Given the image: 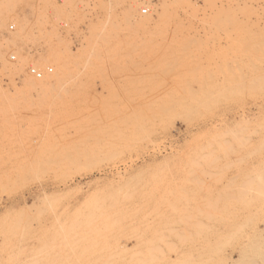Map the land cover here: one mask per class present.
Instances as JSON below:
<instances>
[{"label": "rangeland", "instance_id": "374dc122", "mask_svg": "<svg viewBox=\"0 0 264 264\" xmlns=\"http://www.w3.org/2000/svg\"><path fill=\"white\" fill-rule=\"evenodd\" d=\"M63 60L62 82L25 86ZM247 201L264 0H0V264H236L264 233V211L240 225Z\"/></svg>", "mask_w": 264, "mask_h": 264}, {"label": "bare ground", "instance_id": "6f19581e", "mask_svg": "<svg viewBox=\"0 0 264 264\" xmlns=\"http://www.w3.org/2000/svg\"><path fill=\"white\" fill-rule=\"evenodd\" d=\"M15 28V27H14ZM15 30V29H14ZM44 34V33H43ZM42 34V35H43ZM46 37H47V35L46 34H44ZM17 36H19V35H17ZM20 37H22V36H20ZM20 37H18V38H20ZM24 38V37H23ZM44 38V37H43ZM20 40H22V39H20ZM13 41V40H12ZM12 41L10 42L14 47H15V44H13L12 43ZM14 42V41H13ZM15 43V42H14ZM87 46H82L83 48H82V50H80L81 52H80V57L82 58L83 56H84V54L87 52V51H85L87 48H88V46H89V44L87 43V41H86V43H85ZM22 49V48H21ZM23 51L21 50V53H22ZM19 56L21 57V54H19ZM46 56H48V55H46ZM45 56V57H46ZM45 57H42V58H45ZM51 56L49 55L48 56V58L47 59H49ZM38 58H40V56L38 57ZM38 58H37V61H38ZM42 58H41V60H42ZM22 61H23V59H22ZM64 61V60H63ZM58 62H60V61H57V64H55V65H57L56 67V69H57V73L50 79V78H48V79H45V77L47 76V75H49V74H47V75H45L44 76V78H43V80L42 79H37V80H39V81H35V80H33L32 78H26L25 79V86H28V87H30L32 90H36V89H40V90H38V92L39 91H42V89L44 88V87H46V86H50V85H52V84H55V83H58V82H62V76H63V78H64V75H66V74H64V72H65V70L68 68V66L66 65L67 63H65L66 61H64L63 63L64 64H61V63H58ZM61 62H62V60H61ZM56 63V62H55ZM33 66H35V65H33ZM38 67V66H37ZM16 68V67H15ZM14 68V69H15ZM18 68V67H17ZM16 68V69H17ZM21 68V69H20ZM20 68H18L15 72H16V74L17 73H21L22 74V71H23V69H24V67H22V65L20 66ZM40 68V67H39ZM40 69H42V68H40ZM53 71H54V69H53ZM67 71V70H66ZM53 73V72H52ZM51 73V74H52ZM66 73V72H65ZM23 74H25V72L23 73ZM13 75H14V73H13ZM18 75V74H17ZM30 75V74H29ZM31 76V75H30ZM14 77H16V76H14ZM45 79V80H44ZM248 202V201H247ZM243 204H245V206H246V202H244ZM251 208H253L256 212L258 211V212H262V211H264V202H260V203H256L255 205H254V203H253V205H252V203L251 204H249V202H248V206H246V207H241V211H240V222L242 223V224H240L241 226H243V224H244V219H246V222L248 223V225L250 224V222H251V212H252V210H250ZM248 210H250V212L248 211ZM247 211L249 212V213H247ZM250 219V220H249ZM254 226H256V225H254ZM252 229V228H251ZM253 230V229H252ZM251 230V231H252ZM258 231H260V229L259 230H256L255 231V229L253 230V232H251V233H249L248 235H249V237H247V239H245L244 241H240L239 243H238V246H237V254H238V260L236 261L237 263L236 264H240V263H242L243 261H244V259H248L249 260V257H250V253H249V251H248V249L249 248H251V246H256L257 247V250H258V248H260V246H264V233H261V231H260V233H258ZM82 249H83V247H82ZM82 249H80V252L82 251ZM235 249V250H236ZM260 250V249H259ZM82 252H85V250L84 251H82ZM245 252H248V254L246 255V253ZM115 253V252H114ZM117 253V252H116ZM108 255H107V258H109L108 256H110V258L113 260V258L114 259H116L115 258V256L113 255L112 257H111V255H112V253H111V255L109 254V253H107ZM81 255H82V253H81ZM80 255V257H79V259H81V261H82V259H85V258H83V256H81ZM108 259V260H111V259ZM120 258H124V257H120ZM118 259V258H117ZM116 259V260H117ZM108 260H105L104 262H106L107 264H108ZM116 260H113V262L112 261H109V262H112V263H114V261H116ZM118 262L119 263H123V262H121L120 260H118ZM112 263H110V264H112ZM115 263H117V262H115ZM114 263V264H115ZM124 263H126V262H124ZM100 264V263H99ZM105 264V263H104ZM118 264V263H117Z\"/></svg>", "mask_w": 264, "mask_h": 264}, {"label": "built area", "instance_id": "2783aa9c", "mask_svg": "<svg viewBox=\"0 0 264 264\" xmlns=\"http://www.w3.org/2000/svg\"><path fill=\"white\" fill-rule=\"evenodd\" d=\"M147 11L146 10H143L142 11V14H146ZM62 26V25H61ZM65 27V25H64ZM10 31H14V26H11L10 28ZM10 60L12 62H16V57L15 56H11ZM53 72V68L50 67V66H47V67H44V69H40L39 67L37 66H29L28 68V74H30L32 77L36 78V79H43L45 75L47 74H51Z\"/></svg>", "mask_w": 264, "mask_h": 264}]
</instances>
